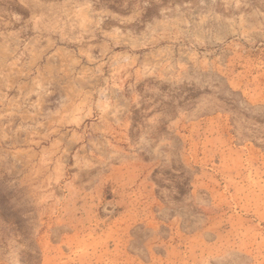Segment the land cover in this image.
I'll return each mask as SVG.
<instances>
[{
  "label": "rangeland",
  "instance_id": "1",
  "mask_svg": "<svg viewBox=\"0 0 264 264\" xmlns=\"http://www.w3.org/2000/svg\"><path fill=\"white\" fill-rule=\"evenodd\" d=\"M263 25L264 0H0V264H264Z\"/></svg>",
  "mask_w": 264,
  "mask_h": 264
},
{
  "label": "crops",
  "instance_id": "2",
  "mask_svg": "<svg viewBox=\"0 0 264 264\" xmlns=\"http://www.w3.org/2000/svg\"><path fill=\"white\" fill-rule=\"evenodd\" d=\"M261 34H263L264 35V25L262 26V28H261ZM163 64H161V66H157V67H155L154 69V71L152 72V74H154V75H157V76H159V75H161V73L164 75L165 74V78H170L168 75H169V73H164L163 71H160L161 70V68H163V66H162ZM171 65V67H172V65L173 64H167L166 65V67H169ZM178 66H176V68H177ZM161 72V73H160ZM171 77L172 78H174V79H176V78H178V74H173V75H171Z\"/></svg>",
  "mask_w": 264,
  "mask_h": 264
}]
</instances>
